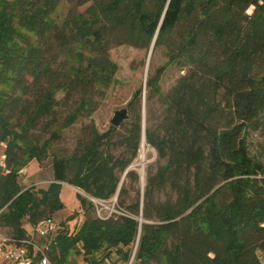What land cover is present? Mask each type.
Listing matches in <instances>:
<instances>
[{
  "label": "trees",
  "instance_id": "1",
  "mask_svg": "<svg viewBox=\"0 0 264 264\" xmlns=\"http://www.w3.org/2000/svg\"><path fill=\"white\" fill-rule=\"evenodd\" d=\"M64 1L70 8L57 22ZM154 41L168 61L148 76L145 105L139 89L120 127L100 133L91 126L81 151L56 152L60 134L45 139L38 130L55 118L57 91H65L66 101L80 94L62 126L70 128L92 114L90 94L112 83L111 46L151 48ZM59 55L70 65L62 81L46 86ZM172 66L186 71L165 94L160 83ZM157 97L163 111L154 123L150 104ZM144 108L147 146L160 161L148 168L144 193L128 204L123 183L118 205L128 215L107 219L78 193L84 220L57 232L48 245L52 262L82 256L88 264H119L110 258L117 253L127 264L135 253L133 264H259L264 162L251 156L248 136L264 116V0H0V145L9 170L0 172V209L7 206L0 226L18 241L30 238L27 225L65 208L63 184L100 201L115 196L118 172L138 155ZM116 143L130 156H115ZM50 156L49 186L22 188L21 172ZM126 177L140 182L135 171Z\"/></svg>",
  "mask_w": 264,
  "mask_h": 264
},
{
  "label": "rangeland",
  "instance_id": "2",
  "mask_svg": "<svg viewBox=\"0 0 264 264\" xmlns=\"http://www.w3.org/2000/svg\"><path fill=\"white\" fill-rule=\"evenodd\" d=\"M69 6V3L64 1L59 7L58 13L54 15L57 22H60L62 18L68 14ZM85 9L86 6L80 7L78 11L83 12ZM252 10V7L249 8L247 13H251ZM149 55L150 48H137L130 45L111 46L110 58L112 62L117 65V70L110 86L99 87L90 94L94 95L91 108L92 114L86 113L70 128H63L62 126L67 116L70 115L80 103V94L76 93L69 101H66L65 91L58 90L57 100L59 101V105L56 108L55 118L44 119L39 127V134L45 139L52 136L53 132L60 134L58 140L53 144V148L62 155L69 156L81 151L84 142L88 140L91 126H94L100 133L106 132L112 126V120L115 114L118 111L128 108V104L137 90L141 89L143 91V97L146 95L147 98L146 81L148 76L152 74L156 68L166 64L168 61V56L164 48L155 49L150 60ZM69 65L70 62L66 56L59 55L56 57V62L52 65L51 75L46 78L43 83L46 86H54L60 80L62 81V76ZM185 71L186 69H182L179 66L170 67L162 77L160 83L162 91L165 94L168 93L176 85L178 79L185 74ZM150 109L152 113V122H158L163 111V104L158 97L153 99L150 104ZM129 127V123H125V126L119 129L118 132L122 135L126 134V130ZM53 136L57 135L53 134ZM118 138H120V136L115 138L114 141H117ZM248 142L251 156L260 162H264V116L251 128ZM1 149L0 147V150ZM112 153L117 157H128L131 151L127 147L116 143L112 147ZM137 162L138 155L131 165ZM159 164L160 161H158L156 150L148 145L145 157V171L147 172L148 168L154 171ZM51 165V156L42 165L37 161L31 162L20 174L19 181L22 188L30 186H35L37 189L47 188L53 180ZM135 169L139 171L138 166ZM138 171L135 172L140 176ZM124 173L125 172H118V176L121 182L123 181L126 186L128 191L127 203L130 204L136 199L138 194L141 193L142 188L140 182H134L129 177H124ZM71 187L72 186L67 184L63 186L61 199L65 204V208L53 217L61 224L62 228L65 227L69 230L78 229L84 220L80 200L77 195L79 189L74 187L76 190H73ZM115 198L117 199L116 202ZM89 200L92 201L91 199ZM118 202L119 198H117L116 195L108 201L96 200V214L98 215V212H101L102 216L108 215L115 206H119ZM74 213H78L77 217L72 221H68L69 216ZM26 225L27 223H25V226ZM30 227L27 228L28 231L31 230ZM0 232L12 235V231L5 226H0ZM110 258L119 264H124V261L119 258L117 253H114ZM82 261V256H75L69 264H80Z\"/></svg>",
  "mask_w": 264,
  "mask_h": 264
},
{
  "label": "built area",
  "instance_id": "3",
  "mask_svg": "<svg viewBox=\"0 0 264 264\" xmlns=\"http://www.w3.org/2000/svg\"><path fill=\"white\" fill-rule=\"evenodd\" d=\"M1 147V145H0ZM2 148V147H1ZM6 156L3 149L0 150V172L8 173ZM65 185V184H63ZM115 198V202H116ZM96 206V199H92ZM7 209V206L0 209V215ZM128 213L122 208L114 207L106 216L98 212V217L107 219L111 216H127ZM61 224L54 218L40 221L29 231L30 238L18 241L12 235L0 232V264H54L49 256L48 245L55 239ZM41 240H37V239ZM137 244L135 246V250ZM134 254L127 264L134 263ZM259 264H264V254L259 256ZM80 264H88L84 259Z\"/></svg>",
  "mask_w": 264,
  "mask_h": 264
},
{
  "label": "water",
  "instance_id": "4",
  "mask_svg": "<svg viewBox=\"0 0 264 264\" xmlns=\"http://www.w3.org/2000/svg\"><path fill=\"white\" fill-rule=\"evenodd\" d=\"M154 47H155V41L153 42V44H152V46H151V48H150V55H149V60H150V58H151V56H152V54H153V51H154ZM143 105H145V95H144V98H143ZM143 113H144V118H143V137H142V140L143 141H146V136H145V126H146V116H145V108H144V111H143ZM129 119V111H128V108H126V109H123V110H121V111H118L116 114H115V116H114V118H113V120H112V125L113 126H115V127H120L121 126V124L122 123H124L126 120H128ZM137 166L134 164V165H131L130 167H128V169L126 170V172L124 173V177H126L127 176V174L130 172V171H138V170H136L135 168H136ZM139 172V171H138ZM140 178L144 181L145 180V185H146V171H145V161H143V176H141L140 175ZM145 185L142 187V194L144 193V188H145ZM122 186H123V181L120 183V185H119V189H118V192H117V194H116V197L118 198V196H119V193H120V190H121V188H122ZM78 192L81 194V195H83V196H85V197H88L89 199H93L92 197H90L89 195H87L86 193H84V192H81V191H79L78 190ZM141 222H142V220H141ZM138 241H139V238H138ZM134 258H135V254H134Z\"/></svg>",
  "mask_w": 264,
  "mask_h": 264
},
{
  "label": "bare ground",
  "instance_id": "5",
  "mask_svg": "<svg viewBox=\"0 0 264 264\" xmlns=\"http://www.w3.org/2000/svg\"><path fill=\"white\" fill-rule=\"evenodd\" d=\"M147 153V142L146 141H141L140 148H139V153H138V162L135 164L136 166L139 167V173L141 176H143V161H145ZM140 183H141V188L145 185V180L143 181L140 178ZM73 190H76L74 187H71Z\"/></svg>",
  "mask_w": 264,
  "mask_h": 264
},
{
  "label": "crops",
  "instance_id": "6",
  "mask_svg": "<svg viewBox=\"0 0 264 264\" xmlns=\"http://www.w3.org/2000/svg\"><path fill=\"white\" fill-rule=\"evenodd\" d=\"M28 227H30L29 225H27V227L26 228H28ZM30 229H31V227H30Z\"/></svg>",
  "mask_w": 264,
  "mask_h": 264
}]
</instances>
